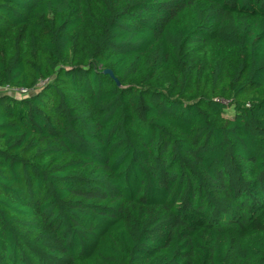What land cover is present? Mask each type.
<instances>
[{"label": "trees", "instance_id": "1", "mask_svg": "<svg viewBox=\"0 0 264 264\" xmlns=\"http://www.w3.org/2000/svg\"><path fill=\"white\" fill-rule=\"evenodd\" d=\"M6 86L0 264H264V0H0Z\"/></svg>", "mask_w": 264, "mask_h": 264}, {"label": "built area", "instance_id": "2", "mask_svg": "<svg viewBox=\"0 0 264 264\" xmlns=\"http://www.w3.org/2000/svg\"><path fill=\"white\" fill-rule=\"evenodd\" d=\"M45 82L41 81L40 85H44ZM30 91L28 89H24V88H12L10 86H6V87H0V95L2 94H9V95H22V96H27L29 95Z\"/></svg>", "mask_w": 264, "mask_h": 264}, {"label": "water", "instance_id": "3", "mask_svg": "<svg viewBox=\"0 0 264 264\" xmlns=\"http://www.w3.org/2000/svg\"><path fill=\"white\" fill-rule=\"evenodd\" d=\"M106 73L112 76V72L111 71H106Z\"/></svg>", "mask_w": 264, "mask_h": 264}, {"label": "rangeland", "instance_id": "4", "mask_svg": "<svg viewBox=\"0 0 264 264\" xmlns=\"http://www.w3.org/2000/svg\"><path fill=\"white\" fill-rule=\"evenodd\" d=\"M228 113H229V115H231V111H229Z\"/></svg>", "mask_w": 264, "mask_h": 264}]
</instances>
